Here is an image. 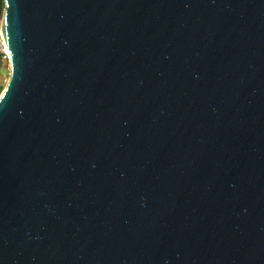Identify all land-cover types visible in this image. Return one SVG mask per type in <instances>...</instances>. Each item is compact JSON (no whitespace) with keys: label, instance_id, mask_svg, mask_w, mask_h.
I'll use <instances>...</instances> for the list:
<instances>
[{"label":"water","instance_id":"water-1","mask_svg":"<svg viewBox=\"0 0 264 264\" xmlns=\"http://www.w3.org/2000/svg\"><path fill=\"white\" fill-rule=\"evenodd\" d=\"M0 264H264V0H4Z\"/></svg>","mask_w":264,"mask_h":264},{"label":"rangeland","instance_id":"rangeland-1","mask_svg":"<svg viewBox=\"0 0 264 264\" xmlns=\"http://www.w3.org/2000/svg\"><path fill=\"white\" fill-rule=\"evenodd\" d=\"M0 29H1V21H0ZM5 51H6V47L4 45V40L0 30V93L4 88L10 75V64H9L8 54Z\"/></svg>","mask_w":264,"mask_h":264},{"label":"trees","instance_id":"trees-1","mask_svg":"<svg viewBox=\"0 0 264 264\" xmlns=\"http://www.w3.org/2000/svg\"><path fill=\"white\" fill-rule=\"evenodd\" d=\"M4 7H5V2H4V0H0V21H1L2 16H3V10H4Z\"/></svg>","mask_w":264,"mask_h":264},{"label":"bare ground","instance_id":"bare-ground-1","mask_svg":"<svg viewBox=\"0 0 264 264\" xmlns=\"http://www.w3.org/2000/svg\"><path fill=\"white\" fill-rule=\"evenodd\" d=\"M7 52V51H6Z\"/></svg>","mask_w":264,"mask_h":264},{"label":"built area","instance_id":"built-area-1","mask_svg":"<svg viewBox=\"0 0 264 264\" xmlns=\"http://www.w3.org/2000/svg\"><path fill=\"white\" fill-rule=\"evenodd\" d=\"M6 52V51H5Z\"/></svg>","mask_w":264,"mask_h":264}]
</instances>
